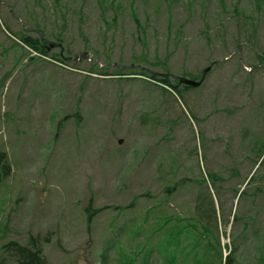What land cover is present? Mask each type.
I'll return each mask as SVG.
<instances>
[{"label": "rangeland", "instance_id": "rangeland-1", "mask_svg": "<svg viewBox=\"0 0 264 264\" xmlns=\"http://www.w3.org/2000/svg\"><path fill=\"white\" fill-rule=\"evenodd\" d=\"M110 1L0 0V147L13 169L0 182V264H19L7 254L4 260L3 246L28 244L30 235L39 237L47 264H151L156 252L149 256L148 249L162 222L160 214L147 217V209L164 207L155 196H163L165 185L199 178V165L220 171L229 176L219 196L228 218L237 201L228 187H243L264 146V68L249 66L256 62L246 40L252 27L234 15L249 14L255 0H225L227 10L220 0H118L116 23ZM26 7L36 9L29 23L62 30L65 50L56 44L48 52L66 63L22 46ZM207 21L211 43L203 34ZM27 30L36 37L34 28ZM141 53L150 61L144 66L159 75L166 68L152 66L156 59L168 58L169 72L179 76L183 69L202 72L210 60L221 63L174 100L142 75L126 74ZM254 173L260 183L264 161ZM196 191L180 188L165 209L189 214ZM252 199L241 201V216ZM258 205L264 218V204ZM230 227L223 222L222 244L232 239ZM252 258L243 264H256Z\"/></svg>", "mask_w": 264, "mask_h": 264}, {"label": "trees", "instance_id": "trees-1", "mask_svg": "<svg viewBox=\"0 0 264 264\" xmlns=\"http://www.w3.org/2000/svg\"><path fill=\"white\" fill-rule=\"evenodd\" d=\"M255 1L256 7L254 10L250 11L249 14H247L245 9H239L234 15L242 16L243 24L246 26L250 25L252 27V30L246 34V40L249 42L248 44L250 47L255 51L254 56L256 62H249V66L261 71V69L264 68V44L261 45L259 43L260 39L258 36V27L261 22L260 17H264V0ZM104 2L106 3L108 0H104ZM117 3L118 0L110 1V6L114 7L115 9V14L113 15L111 21L114 23H116L120 18V12L117 9L119 5H117ZM220 4L221 8L227 10V4L225 0H220ZM233 7L238 9L236 5ZM26 9L28 10V13L25 14L26 22L24 21L23 25H21L18 30L20 37L19 40L23 43L22 46L27 51L28 49L26 46L33 49V51L36 50L35 52H39L48 57H54L50 52H48L49 49L47 48V41L42 40L40 37L39 32H42L47 38L52 39L57 44V46H63V48L59 47L61 51L65 50L64 41L66 40V37L63 35L62 30H60V32L54 29H50L48 31L46 24L41 23L39 20L34 22V24L29 23L30 17L33 18L32 15L36 14V9L34 7H26ZM254 12H256L255 16ZM102 13L104 14V11ZM132 16L138 28L144 30L145 28L142 25V22L136 11L132 10ZM62 17L63 23L66 25L67 18H65V16ZM34 20H36V18ZM104 22L105 24H108L109 21L108 19L106 20L104 18ZM204 25L205 30H203V34L208 39V42L211 43V34L209 33L210 26L208 21L205 22ZM27 28H34L37 32L36 37H33V31H29ZM239 43L240 42L236 43V47H241V44ZM64 53L61 54L66 55V53ZM54 58H59L61 62L66 63L65 60L61 59L60 57ZM147 59L146 53L133 56V63L131 64H134V67L136 65V69H133L131 70V73L126 74H133V78H136V75H142L143 79L157 85L159 89H162L163 93H165L167 96L172 95L171 97H173L174 100H177L176 96L184 97L187 90L193 89L192 86L180 83L179 80L169 72V64L166 60L168 58H165L164 62H161L162 60L160 59H156L154 63L151 61L152 66H154L153 64L158 63L159 65H162L166 68V71L163 72V75L154 73L152 70L154 69L153 67L149 66L152 69L145 67L144 65L147 66V63L150 62ZM136 62H138V64H136ZM212 62L215 64L212 69L209 70L206 79L211 74L213 69L221 63L220 60H210L208 65H210ZM239 66L240 68H243V64L240 60ZM201 73L202 72L191 73L183 69V71L180 72V75L193 79H200ZM180 109H182V107ZM225 110L227 112H231L229 108H226ZM182 111L184 113L185 110L182 109ZM217 111H219V109H215V112ZM189 112L195 117L193 109L189 110ZM179 115L180 114H178V116ZM178 116L176 119H178ZM200 121L204 120L200 119ZM263 154L264 146L260 149L259 154L254 155L256 160L254 167L263 163ZM253 168L251 175L249 176V173V177L247 176L246 180H244L242 184L243 187H228L229 190L234 192V198L237 199L235 210H233V207H230L228 210V218L226 207H224L225 202L221 200L219 196L225 188V183L227 180H229V176H225L220 171L211 169L204 171L201 170L202 168H200L199 165V178L185 176L177 180V182L174 181L171 184H166L165 193L163 196H155L157 198L159 197L163 199L164 207L154 210L153 205L147 209V217H149L151 214L150 212H154L156 214H160L158 215V219L162 222L159 226V229L155 230L154 232V235H159V240H155L154 245L148 249L149 256L153 255V252H156L155 261H151V264L157 263V254L160 257L159 259L162 264H243V262L247 261L248 259L253 260L252 257L254 254L257 255V260L255 261L256 264H264V248H262L264 246V218H261L262 216L259 217L258 215L260 211L258 203L264 204V175L260 177V183L255 184V173L253 174ZM12 171V164L10 162L7 150L0 147V182H3L6 178L11 176ZM233 172L236 175L238 174L236 170ZM167 180L172 181L173 179ZM252 184L253 187H256L254 189L252 187L253 191L251 192L250 187ZM194 185L197 186V191L193 198L194 211H190L189 214L182 215L179 212H168V210L165 209V207L168 208L169 204L171 203L172 196L177 190L185 187L190 188ZM212 190L216 191V193H213ZM251 196H253L252 201L254 203L252 204L251 209H249V212H243L245 217L241 216L239 214V212H241L240 203L242 200H249ZM216 197L220 199L218 206ZM253 206L256 207L254 208L256 212L255 215H253ZM218 207L220 212L218 211ZM221 212H223V216H221ZM223 222L230 223L231 227L229 231L230 233L233 231L232 239L230 240L229 244H222L221 227ZM237 230L239 232L235 236ZM38 238V236L30 235V241L28 244H22L16 240H12L3 246L2 254H7L13 260L19 262V264H47V257L43 254L40 239ZM225 249H229V253L227 255H225ZM5 258H7L6 255L4 256V260ZM146 261L148 262V260Z\"/></svg>", "mask_w": 264, "mask_h": 264}, {"label": "water", "instance_id": "water-1", "mask_svg": "<svg viewBox=\"0 0 264 264\" xmlns=\"http://www.w3.org/2000/svg\"><path fill=\"white\" fill-rule=\"evenodd\" d=\"M40 33V37L43 38V40H47V42L49 43L50 47H55L56 43L53 40H49L46 38V36L42 33ZM85 55H80L77 58H82ZM214 62H212L210 65L206 66L203 70H202V74H201V78L200 79H193V78H189V77H185V76H179V75H174L175 78H177L179 80L180 83L182 84H186L192 87H198L202 84V82H204L208 72L210 69H212V67L214 66ZM121 142H123V140H121Z\"/></svg>", "mask_w": 264, "mask_h": 264}, {"label": "flooded vegetation", "instance_id": "flooded-vegetation-1", "mask_svg": "<svg viewBox=\"0 0 264 264\" xmlns=\"http://www.w3.org/2000/svg\"><path fill=\"white\" fill-rule=\"evenodd\" d=\"M47 38V37H46ZM48 39V38H47ZM42 40H43V38H42ZM50 40V39H49ZM45 41V40H44ZM47 41V40H46ZM55 47H57V46H55ZM55 47H50V45H49V43L47 42V48L48 49H51V48H55ZM58 47H60V48H63L61 45H59ZM201 78V77H200ZM209 115H212V113L210 112V114ZM66 118L67 119H69V114L66 116ZM212 122V121H211ZM207 125H210L209 123H207Z\"/></svg>", "mask_w": 264, "mask_h": 264}]
</instances>
